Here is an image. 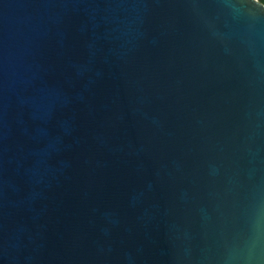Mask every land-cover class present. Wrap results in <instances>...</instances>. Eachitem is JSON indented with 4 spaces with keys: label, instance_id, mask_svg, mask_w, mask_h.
<instances>
[{
    "label": "water",
    "instance_id": "1",
    "mask_svg": "<svg viewBox=\"0 0 264 264\" xmlns=\"http://www.w3.org/2000/svg\"><path fill=\"white\" fill-rule=\"evenodd\" d=\"M0 264H264V3L0 0Z\"/></svg>",
    "mask_w": 264,
    "mask_h": 264
},
{
    "label": "trees",
    "instance_id": "2",
    "mask_svg": "<svg viewBox=\"0 0 264 264\" xmlns=\"http://www.w3.org/2000/svg\"><path fill=\"white\" fill-rule=\"evenodd\" d=\"M264 3V0H261Z\"/></svg>",
    "mask_w": 264,
    "mask_h": 264
}]
</instances>
